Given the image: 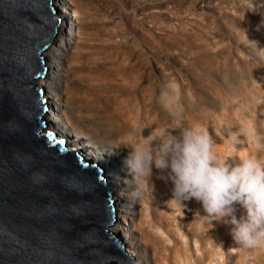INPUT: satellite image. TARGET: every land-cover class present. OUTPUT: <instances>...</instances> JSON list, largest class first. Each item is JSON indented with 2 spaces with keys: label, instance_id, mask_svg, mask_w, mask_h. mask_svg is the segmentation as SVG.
<instances>
[{
  "label": "bare ground",
  "instance_id": "bare-ground-1",
  "mask_svg": "<svg viewBox=\"0 0 264 264\" xmlns=\"http://www.w3.org/2000/svg\"><path fill=\"white\" fill-rule=\"evenodd\" d=\"M51 1L59 31L32 83L50 105L41 131L89 169L105 168L121 213L110 234L135 264H264V248H242L229 225L201 222L195 199L181 212L159 170L137 190L125 165V145L180 125L208 131L221 156L264 162V0Z\"/></svg>",
  "mask_w": 264,
  "mask_h": 264
},
{
  "label": "water",
  "instance_id": "water-1",
  "mask_svg": "<svg viewBox=\"0 0 264 264\" xmlns=\"http://www.w3.org/2000/svg\"><path fill=\"white\" fill-rule=\"evenodd\" d=\"M52 9L0 0V264H135L109 232L103 174L41 131L47 107L32 83L59 31Z\"/></svg>",
  "mask_w": 264,
  "mask_h": 264
},
{
  "label": "clouds",
  "instance_id": "clouds-1",
  "mask_svg": "<svg viewBox=\"0 0 264 264\" xmlns=\"http://www.w3.org/2000/svg\"><path fill=\"white\" fill-rule=\"evenodd\" d=\"M231 139L239 143L236 136ZM213 145L209 132L198 126H162L125 145L131 149L125 165L137 190H147L155 168L158 178L171 181L170 201L181 212L184 201L195 199L202 205L204 214L196 213L201 222L229 225L242 248H264V162L252 155L224 157ZM236 205L244 210L239 218Z\"/></svg>",
  "mask_w": 264,
  "mask_h": 264
},
{
  "label": "rangeland",
  "instance_id": "rangeland-1",
  "mask_svg": "<svg viewBox=\"0 0 264 264\" xmlns=\"http://www.w3.org/2000/svg\"><path fill=\"white\" fill-rule=\"evenodd\" d=\"M52 2H53V1H52ZM62 17H63V16H62ZM56 19H57V18H55L54 21L57 23V20H56ZM60 19H61L62 21H61ZM58 20H59V22H61V23L63 22V18H61V17H58ZM65 20H66V19H65ZM66 22H67V21H66ZM66 28H67V27H66ZM64 30H65V28H64V25H63V26H62V31H64ZM62 40H63V39H62ZM60 42L64 44L65 41H64V42H63V41H60ZM45 91H46V89L44 88V89H43V93H44V94L41 95V98L44 97V95H45ZM45 103H46V102H45ZM49 106H50V105H49V102H48V104L45 106V107H47V110L45 111V113H46V112H49V110H50V109H49ZM45 115H46V114H45ZM45 115H44V116H45ZM85 162H88V161L85 160ZM103 171H104V174H103V177H104V178H103V181H102V182L105 183V180H106V178H107V172H105V168H103ZM113 193H114V191L112 190V195H113ZM115 208H116V206H115ZM116 213H117V216H119V215L121 214L120 212H117V208H116ZM116 219H117V217H116ZM120 227H121V221H120ZM118 232H119V231H118ZM118 232H117V233H118ZM118 237H119V236H118ZM121 241H122V240H121ZM125 251L129 254V256H130L133 260H135V255H133V253H132L131 251H129V250L127 249V247L125 248ZM138 264H140V263H138Z\"/></svg>",
  "mask_w": 264,
  "mask_h": 264
},
{
  "label": "snow or ice",
  "instance_id": "snow-or-ice-1",
  "mask_svg": "<svg viewBox=\"0 0 264 264\" xmlns=\"http://www.w3.org/2000/svg\"><path fill=\"white\" fill-rule=\"evenodd\" d=\"M52 11L54 12L55 10L52 9ZM46 71V68L42 69L41 73H39L38 75L42 76L43 72ZM45 111L47 109H44ZM46 135L51 139L52 142H54L55 144L58 145H63L65 143V141L63 139H57L56 135L54 133H52L51 131H48L46 133ZM61 151H63V149H61ZM87 167V165H85Z\"/></svg>",
  "mask_w": 264,
  "mask_h": 264
}]
</instances>
